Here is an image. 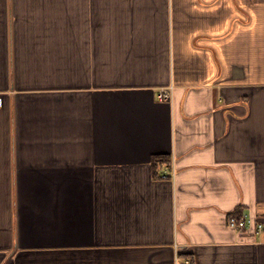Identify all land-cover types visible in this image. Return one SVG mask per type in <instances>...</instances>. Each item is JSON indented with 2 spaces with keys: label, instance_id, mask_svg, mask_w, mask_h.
Instances as JSON below:
<instances>
[{
  "label": "crops",
  "instance_id": "1",
  "mask_svg": "<svg viewBox=\"0 0 264 264\" xmlns=\"http://www.w3.org/2000/svg\"><path fill=\"white\" fill-rule=\"evenodd\" d=\"M0 104V264H264V0H0Z\"/></svg>",
  "mask_w": 264,
  "mask_h": 264
},
{
  "label": "built area",
  "instance_id": "2",
  "mask_svg": "<svg viewBox=\"0 0 264 264\" xmlns=\"http://www.w3.org/2000/svg\"><path fill=\"white\" fill-rule=\"evenodd\" d=\"M173 91H174L173 86H170L169 88H162L158 94L159 100L162 102H167V103L171 102L173 99ZM249 223L250 221L245 216H242V215L240 216L237 214L230 215L228 219L229 226L239 231L244 230ZM185 264H190V263L186 262Z\"/></svg>",
  "mask_w": 264,
  "mask_h": 264
},
{
  "label": "trees",
  "instance_id": "3",
  "mask_svg": "<svg viewBox=\"0 0 264 264\" xmlns=\"http://www.w3.org/2000/svg\"><path fill=\"white\" fill-rule=\"evenodd\" d=\"M166 162L167 160L165 157H156L152 160V165L154 168H157L158 165H163ZM237 215H240V214H237Z\"/></svg>",
  "mask_w": 264,
  "mask_h": 264
}]
</instances>
